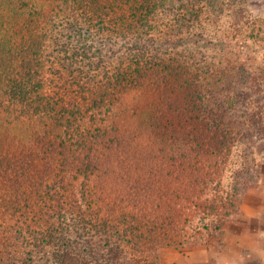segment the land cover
I'll return each instance as SVG.
<instances>
[{"label":"trees","instance_id":"16d2710c","mask_svg":"<svg viewBox=\"0 0 264 264\" xmlns=\"http://www.w3.org/2000/svg\"><path fill=\"white\" fill-rule=\"evenodd\" d=\"M252 1L0 0V264L223 245L261 176L264 62L227 39L264 50Z\"/></svg>","mask_w":264,"mask_h":264},{"label":"crops","instance_id":"0c3cea01","mask_svg":"<svg viewBox=\"0 0 264 264\" xmlns=\"http://www.w3.org/2000/svg\"><path fill=\"white\" fill-rule=\"evenodd\" d=\"M218 250L173 252L165 264H264V177L244 199Z\"/></svg>","mask_w":264,"mask_h":264},{"label":"rangeland","instance_id":"374dc122","mask_svg":"<svg viewBox=\"0 0 264 264\" xmlns=\"http://www.w3.org/2000/svg\"><path fill=\"white\" fill-rule=\"evenodd\" d=\"M248 8L255 18L264 19V0L252 1V2H250ZM229 36L230 37L227 38L228 39V55H229V57H232L234 59H237L238 61L245 63L251 69H255L258 65H261L264 62V50L262 49V45L258 40L254 39L252 37H247V35H244L243 33L242 34L234 33L233 35H232V33H230ZM255 151H256L257 157L259 159V162L261 164V176H260V179L258 181V182H260L262 180V178L264 177V141H261L260 143L257 144ZM247 193H246V195H247ZM244 199H245V197H244ZM243 205H244V200H243L242 208H243ZM50 210L51 211L48 210L49 213H54L53 209H50ZM1 217H2V214L0 212V218ZM6 217H4V218H6ZM49 221H50V223H52L55 221V219L52 218V219H49ZM1 223L6 225V226L4 227V229L0 230V236L4 237L5 239L9 238L12 235V233L8 232V230L16 225L15 221H12V220H10V218H8V220H6V219L1 220L0 224ZM17 225L22 226L20 223ZM24 226H26V225H24ZM225 236H224V239H225ZM224 239H223V242H224ZM2 243L8 245V242L2 241ZM194 251H196V250H194ZM173 252H184V251L166 252L162 258V264H165L167 256Z\"/></svg>","mask_w":264,"mask_h":264}]
</instances>
